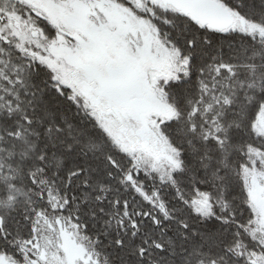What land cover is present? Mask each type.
<instances>
[{
    "label": "snow or ice",
    "instance_id": "1",
    "mask_svg": "<svg viewBox=\"0 0 264 264\" xmlns=\"http://www.w3.org/2000/svg\"><path fill=\"white\" fill-rule=\"evenodd\" d=\"M0 264H264V0H0Z\"/></svg>",
    "mask_w": 264,
    "mask_h": 264
}]
</instances>
